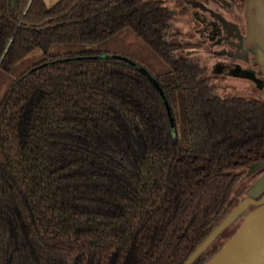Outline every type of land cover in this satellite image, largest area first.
<instances>
[{
	"label": "trees",
	"instance_id": "1",
	"mask_svg": "<svg viewBox=\"0 0 264 264\" xmlns=\"http://www.w3.org/2000/svg\"><path fill=\"white\" fill-rule=\"evenodd\" d=\"M176 16L161 0H0V71L27 65L0 98V264H182L228 211L264 159V102L219 95L178 56ZM126 29L162 60L164 98L91 46Z\"/></svg>",
	"mask_w": 264,
	"mask_h": 264
},
{
	"label": "rangeland",
	"instance_id": "2",
	"mask_svg": "<svg viewBox=\"0 0 264 264\" xmlns=\"http://www.w3.org/2000/svg\"><path fill=\"white\" fill-rule=\"evenodd\" d=\"M161 1L177 11L176 19L173 22L175 34L168 37V41L180 46L176 50L178 56L198 59L201 65L205 67L204 77L209 78L211 85L219 95L223 97L242 96L248 99H259L264 102V94L260 93L249 80L220 75L219 73H222V70L217 69V67H221V59L209 53L206 45L196 43L202 41L206 44H213V36H211V40H205L201 31H211L214 27V29H219L223 34L231 35L233 32L232 27L224 25L218 12L224 13L228 18L243 25V0H204L206 2L196 3L192 0ZM197 21L200 24H196ZM91 46L103 53L127 56L143 65L152 73L164 67L162 60L156 53L131 29H126ZM38 53V51L35 52V54ZM32 61L30 60L29 63ZM26 66L21 65L9 73L0 71V98L10 81ZM245 171L244 169L241 172L244 173ZM254 178V175H249L237 183L231 196L229 208L235 205L241 196L246 194L247 186ZM237 225L236 222L230 224L220 233L219 238L227 239L234 232Z\"/></svg>",
	"mask_w": 264,
	"mask_h": 264
},
{
	"label": "water",
	"instance_id": "3",
	"mask_svg": "<svg viewBox=\"0 0 264 264\" xmlns=\"http://www.w3.org/2000/svg\"><path fill=\"white\" fill-rule=\"evenodd\" d=\"M193 2H203L192 0ZM224 25L232 27L230 39L236 40L245 54H250L258 65L259 73L264 75V0H243L244 32L240 31L239 22L228 18L224 13L218 12ZM129 62L154 84L163 94L158 80L140 63L120 55L110 54ZM228 75L234 77L253 78L243 65L236 63ZM239 66V67H238ZM166 109L172 121L169 105ZM264 167V159L252 162L246 167L241 179L247 177ZM260 196L258 199L256 197ZM255 205L248 209V206ZM242 219L234 232L225 243L204 264H264V171L257 175L235 205L218 220L206 238L192 251L182 264H192L193 261L214 241V239L231 223Z\"/></svg>",
	"mask_w": 264,
	"mask_h": 264
},
{
	"label": "flooded vegetation",
	"instance_id": "4",
	"mask_svg": "<svg viewBox=\"0 0 264 264\" xmlns=\"http://www.w3.org/2000/svg\"><path fill=\"white\" fill-rule=\"evenodd\" d=\"M201 1L206 2L204 0H201ZM192 20H193V18H192ZM198 21L196 24H200V22H198ZM195 22H196V20H195ZM239 27H240V31L244 32V25L240 24ZM214 28H212L211 31H207V32L201 31V33L204 34L203 38L205 40H211V36H213V39H212L213 44H206L205 42H202V41L196 42V43L200 44V45H206L207 51L209 53L216 56L218 59H221V61H222L221 67H219V66L217 67V69L222 70V73H219V74L222 76L234 77V76L228 75L229 70L233 69L234 63L238 64L239 66L241 64V65H243L244 68H246V70L249 73L250 72L253 73V76H254L253 78H246V77H241V78L249 80L253 84V86L259 90L260 93L264 94V75L259 73L258 65L256 64L253 57L248 53L245 54L243 52V50L241 49V47H239L237 45L238 41L229 38V36H231V35H227V33L223 34V33H221V31L219 29L216 30ZM235 78H240V77H235ZM262 171H264V167L261 168L260 170L256 171L255 173L251 174V175H254V177H256ZM259 197L260 196L256 197V199H258ZM254 207H255V205L250 204L248 206V209H252ZM241 220L242 219L240 218L238 221H235V222L239 225ZM235 222H233V223H235Z\"/></svg>",
	"mask_w": 264,
	"mask_h": 264
},
{
	"label": "crops",
	"instance_id": "5",
	"mask_svg": "<svg viewBox=\"0 0 264 264\" xmlns=\"http://www.w3.org/2000/svg\"><path fill=\"white\" fill-rule=\"evenodd\" d=\"M57 0H44L45 4L50 6L52 5L53 3H55Z\"/></svg>",
	"mask_w": 264,
	"mask_h": 264
}]
</instances>
